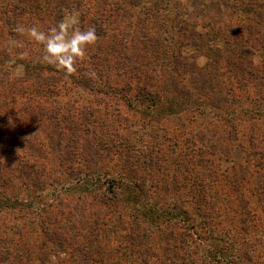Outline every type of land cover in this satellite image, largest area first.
<instances>
[{
	"label": "rangeland",
	"instance_id": "1",
	"mask_svg": "<svg viewBox=\"0 0 264 264\" xmlns=\"http://www.w3.org/2000/svg\"><path fill=\"white\" fill-rule=\"evenodd\" d=\"M18 1L20 0H0V51L7 50L10 56L25 48L26 43H32L26 33H19V37L14 35L16 24L11 28L3 26L8 18L16 19L17 13L13 11L20 8ZM36 1L40 8L36 15L30 17L32 24L25 27L37 24L47 31L66 13H76L81 29H96V44L87 49L85 58L78 62L76 67L77 70L80 66L91 72L95 66L94 56L100 47L104 53L99 57L106 58L107 68H103L107 69L106 74H109L108 85L113 84L115 90L96 85L94 88L99 92L87 91L74 87L69 80V90L61 89L58 96L52 97L46 103L31 105L34 112L39 111L38 106L42 109L39 118L20 112L28 106L24 99L16 98L14 103L3 108L4 101L0 98V234L4 231L7 240L12 241L7 247L5 245L10 252H24L30 248L36 254L37 247L46 243L47 251H50L47 261H38V256L27 264H74L72 259L76 262L81 260L78 250L82 243L94 249L98 246L100 252L92 256L99 255L104 264H116L120 260L117 249L124 246L130 249V232L126 235L124 229H133L135 220L141 228L149 225L131 205L127 206L123 202L114 204L115 208L103 205L102 202L108 203V200H101L103 194H108L107 186H102L101 182L97 183L95 176L99 174L103 177L104 172H108L109 176L115 174L120 167H132L135 169L133 178L138 176V184L148 187L151 178L155 179L158 175L149 167L153 158L167 160L168 176H161L167 182L172 181L171 177L176 174L177 166L185 164L183 167L187 169V166L192 165L195 172H186L177 179V182H181V187L185 184L181 190L169 189L164 195L156 198L148 187L143 200L146 207L154 203L161 204L164 210L170 212V217L176 215L171 209V204L182 208L184 206V209L194 213L195 206H198L196 200L201 199V193L196 190V194L191 195L188 191L195 189V183L202 180L200 174L205 171L197 167L202 163L197 161L195 154H191L188 157H191L192 161L187 164V160L182 156H176L178 148L172 152L174 148L168 149L167 146L171 143L173 146V142L181 146L184 139L202 134V124L210 121V109H204L205 112L198 116L199 111L195 114L193 108L203 103L210 104L212 99L202 97L193 87L203 85L199 77L200 74L209 72V69L204 70L210 64L208 50L223 46V40L218 37L222 31L230 33L233 27L235 32H250L252 52L264 58L261 44L264 42V18L261 24H256L257 19L254 17V12L264 14V0ZM249 9H252V12H245ZM25 17L29 19L28 15H24L21 18L23 22L27 21ZM12 41L19 42V46H12ZM113 44L116 46L111 54L114 57H104L110 52V46ZM29 49V54L20 53L17 57H34V54L42 53V49L36 48L35 43ZM128 61L143 73L153 76L150 80L139 74L138 80H142V85L146 84L145 81L154 83L160 96H165L168 100L181 99L185 94L180 93L183 89L191 92L190 98L186 96L183 99L187 111L178 113L176 108L175 117L165 121L157 120L151 115L149 117L142 114L145 109L136 102H130L133 101L131 94H118V89H127V81L123 77L136 73L132 72L133 68L127 69L123 66L122 62ZM7 62L0 66L1 73L8 71L10 79L22 76L21 65L10 67ZM93 72L96 70L93 69ZM129 72L131 73L124 74ZM132 84L130 87L135 89L134 83ZM171 85L180 94L169 96ZM100 89L107 90V93L100 92ZM237 95L241 97V94ZM164 101V109L173 106ZM130 104L135 106H129ZM225 109L231 108L228 105ZM188 118L193 121L189 123ZM181 124L184 127L179 128ZM170 130L174 134L170 133ZM164 131L169 132L168 139L172 142L166 141ZM209 132H212V129L206 132V138L214 140ZM219 135L222 134L219 132ZM114 143L116 146L127 144L128 148H120L116 154L117 158H111L110 154L107 157L104 147ZM214 143L220 152L215 158H210L213 161L212 169L218 166V172H222L230 170L234 163H244L246 152L238 143ZM209 150L208 146H204L198 153L206 155ZM65 151H74L76 157L67 161ZM128 153L131 156L130 161L123 162ZM32 169L36 174L29 173ZM23 172L27 176H24ZM235 172L239 173V168L236 167ZM36 177L38 183H34ZM185 178L188 179L184 180ZM84 183H87L86 188ZM220 187L223 188L222 184ZM213 189L215 188H211L212 193ZM223 189L226 192L227 188ZM160 193L163 194L161 190ZM205 194L208 201V193ZM219 196L216 201L222 207L227 226L231 214L228 213V205L224 199L228 196L223 191L219 192ZM3 198L12 202L17 200L20 205L15 202L11 208H5L1 203ZM187 198L189 207L179 202ZM175 219L181 227L183 219L180 216ZM181 230L182 228H176L173 235H178ZM198 230L199 234H203V228ZM46 236L52 238L51 241L46 240ZM231 239L234 241L233 237ZM209 245L210 241L205 242L204 247L211 248ZM235 245L239 248L238 243ZM171 257L165 252V258ZM9 261L14 262L12 256ZM22 264H25V261H22ZM121 264L129 263L122 261Z\"/></svg>",
	"mask_w": 264,
	"mask_h": 264
},
{
	"label": "trees",
	"instance_id": "2",
	"mask_svg": "<svg viewBox=\"0 0 264 264\" xmlns=\"http://www.w3.org/2000/svg\"><path fill=\"white\" fill-rule=\"evenodd\" d=\"M18 2L21 4V6H18L20 8L13 11L17 13L16 19L8 18L3 24L4 27L11 28L15 24L17 27L32 24L31 18L36 15L37 10L40 8L37 1L20 0ZM245 12H252V9ZM24 15H28L29 19L25 17L27 21L23 22L21 18ZM254 17L257 19L256 24H261L264 14L254 12ZM38 19L40 20V18ZM14 35L19 37L17 32ZM250 36V32L246 30L235 32L233 27L230 33L222 31L219 34L218 37L223 40L224 44L222 47H213L212 50H208L207 57L210 64L204 70L209 69V72L200 74L199 78L203 81V85L193 87L202 97L207 96L212 99L210 104L203 103L195 108L192 107L195 114L196 111H199L198 116L205 112L204 109H210V121L204 122V125L202 124V134L195 135L194 138L191 136L188 139H182L181 146H177V142H173V146L172 143L167 146L168 149L174 148L172 152L178 148L176 156H182L187 160V164L192 161L190 160L191 157H188L191 154H195L197 161L202 163V165H197L201 171L202 168L205 171L200 174L202 180L195 183V189L192 191L189 189L188 191L191 195L196 190L199 194L201 193V199L196 200L198 206H195L194 213L188 211L187 208L184 209V206L182 208V206L171 204V209L174 210L176 215L170 217V212L164 210L161 204L154 203L146 207L143 200L148 192V187L156 198L164 195L169 189L181 190L180 188L185 187V184L181 187L182 184L177 182V179L184 176L186 172H195L192 165L187 166V169L183 167L185 164L177 166L175 168L176 174L171 177L172 181L167 182L163 178L168 176L167 160L153 158V162L149 167L158 175L155 176V179L151 178L148 187L146 185L142 186L141 183L138 184L140 181L138 176L135 179L133 178L135 169L132 167H120L115 174L109 176L107 175L108 172H104L103 177L99 174L95 176L97 183L101 182L102 186H107L106 191L108 194H103L101 200H108V203L101 201L103 205L113 208L116 206L114 204L119 202H123L127 206L131 205L140 218L146 219L149 225L141 228L139 222L135 220L133 229H124L126 235L127 232H130V249H126L125 246L117 249L120 260L116 264H121L122 261L129 264H264V58L252 52ZM32 44L34 43H26L25 48L13 53V56L8 55L7 50L0 51V66L9 61L7 63L10 67L16 65L23 67V74L18 78L10 79L8 71H5V73L0 72V76L2 75V78H0V92L2 93L0 98L4 101L2 103L3 108H7L9 104L14 103L17 100L16 98H21L28 103V106L22 108L20 112L39 118L42 109L38 106L39 111H36V113L32 111L31 105L35 103L40 105L41 102L46 103L52 97L58 96L61 89L69 90V80L74 87L77 86L87 91L99 92L98 89L94 88L96 85H103L110 90H115L113 84L108 85L109 74H106L107 69L103 68H107L106 58L102 57L101 59V56L99 57L104 53V50L100 47L97 48V55L94 56V65L99 67V70L93 66L90 72L79 66L76 73L66 76L56 68L39 62L38 58L42 53H38L39 55L34 54V57H17L20 53L29 54V47ZM261 44L264 52V42ZM35 45L36 48H41V46ZM115 47V44L111 45L110 52L103 56L107 58L108 56L114 57L111 54ZM122 64L127 69L133 68L132 72L136 73L133 76L126 75L123 77L127 81L125 83L127 89H118V94H131L133 101L130 102L137 103L145 109L142 114L149 117L151 115L154 119H164L165 121L175 117L176 108L178 113L187 111L183 99L186 96L190 98L191 92L183 89L180 93L185 94L181 99L168 100L165 96H160L161 94L155 89L154 83L145 81L146 84L142 85V80H138L139 74L150 80L153 79L152 75L143 73L130 61L122 62ZM93 69L96 70L94 76L90 75ZM132 83H134L135 89L130 87V85H133ZM149 89H152V91ZM100 90L102 93H107V90ZM180 93L171 85L168 95L174 97ZM237 94H241V97H238ZM163 100H165V103L170 102L169 104H173V106L164 109L162 106ZM244 104L247 106H244ZM228 105L231 108L230 110L225 109ZM193 111L191 113H194ZM187 120L189 123L193 121L192 118ZM182 127H184L182 124L179 125V128ZM209 129H212L209 135L214 140L206 138V132ZM165 132L166 141L172 142L171 139H168L169 132ZM219 132L222 135H219ZM170 133L174 134L171 130ZM176 136L177 134L175 138ZM195 138L196 141H194ZM214 141H218L220 144L238 143L240 148L246 152L244 163H234L230 170H223L222 172H218V166H214L216 168L212 169L213 161L210 158H215L220 152L217 151L218 147H216L217 144ZM116 145V143L113 145L108 144L104 147L107 157L110 154L111 158L113 156L117 158L116 154L120 148H128L127 144ZM204 146L209 147V152L207 151L206 155L199 154L200 148ZM64 155L67 161H72L76 157L74 151H65ZM129 157H131L129 153L126 154L123 162H129ZM236 167L239 168V173L235 172ZM34 171L32 169L29 173H35ZM91 174H94V172H91ZM164 174L167 175L163 176ZM23 175L27 176L24 172ZM125 178H129V180ZM34 183H38L37 177ZM251 183L255 185H251ZM86 184L84 183V188H86ZM220 184L223 188H227L226 192L220 187ZM211 188H215L213 193ZM160 190L163 194L160 193ZM219 190L227 193L228 196L227 199H224V202L228 205V213L231 214L227 226L222 207L216 201L220 198ZM205 192L208 193V201L205 199ZM14 201L19 204L17 200ZM15 202L5 198H3V202L1 201L5 208H11ZM179 202H182L183 205L186 204L185 207H189L188 198L183 201L181 199ZM179 216L183 219L181 227L178 226L179 224L176 223L175 219ZM197 220L199 221L197 222ZM171 226H175L174 229H171ZM236 227L238 231H236ZM176 228H182V230L174 236L173 231ZM201 228L204 229L203 234H199L198 229ZM5 235V232L1 231L0 264H22V261L27 264L38 256L37 260L45 263L50 256L46 243L37 247L36 254L30 248L25 249L24 252H10L9 249L5 248V245L7 247L11 240L8 241ZM125 237L124 235L123 238ZM232 237L234 241H232ZM50 239L52 238L46 236V240L51 241ZM209 241L211 242V245H209L211 248L204 247L205 242L208 243ZM237 243L239 248H236L235 244ZM99 252L98 246L94 249L92 246H85L82 243L78 250V253H81V260L76 262L75 259H72V262L74 264H104V260H100L99 255L92 256V254ZM165 252L172 257L165 258ZM10 256L13 257L14 262L9 261Z\"/></svg>",
	"mask_w": 264,
	"mask_h": 264
},
{
	"label": "clouds",
	"instance_id": "3",
	"mask_svg": "<svg viewBox=\"0 0 264 264\" xmlns=\"http://www.w3.org/2000/svg\"><path fill=\"white\" fill-rule=\"evenodd\" d=\"M15 31L25 34L32 43L41 46L42 54L39 62L47 64L70 76L77 71V63L82 61L87 49L94 46L98 39L96 29L79 27V16L76 13H66L64 17L47 31L33 24L31 27L18 26ZM19 46V42H10ZM90 75L94 76L92 72Z\"/></svg>",
	"mask_w": 264,
	"mask_h": 264
}]
</instances>
